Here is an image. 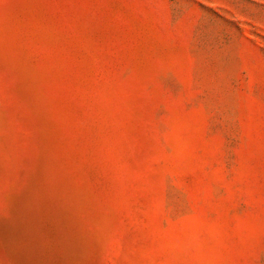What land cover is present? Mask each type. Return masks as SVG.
Instances as JSON below:
<instances>
[{"label":"rangeland","instance_id":"obj_1","mask_svg":"<svg viewBox=\"0 0 264 264\" xmlns=\"http://www.w3.org/2000/svg\"><path fill=\"white\" fill-rule=\"evenodd\" d=\"M0 264H264V0H0Z\"/></svg>","mask_w":264,"mask_h":264}]
</instances>
